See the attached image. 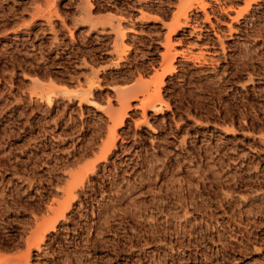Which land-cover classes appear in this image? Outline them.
Here are the masks:
<instances>
[{"label":"rangeland","instance_id":"rangeland-1","mask_svg":"<svg viewBox=\"0 0 264 264\" xmlns=\"http://www.w3.org/2000/svg\"><path fill=\"white\" fill-rule=\"evenodd\" d=\"M187 1L0 0L3 264H264V0H206L204 11L194 2L190 25L171 39L174 70L163 73L172 57H162L166 28L140 17L171 23ZM88 10L128 17L121 24L135 31L120 58L112 33L58 58L50 27L70 45L66 27L81 40ZM35 65L39 75L22 69ZM160 81L161 108L141 109ZM117 89L126 91L124 110ZM109 108L126 115L98 161ZM92 162L63 216L54 213L69 174ZM45 217L57 221L39 228V249L28 251Z\"/></svg>","mask_w":264,"mask_h":264},{"label":"bare ground","instance_id":"bare-ground-1","mask_svg":"<svg viewBox=\"0 0 264 264\" xmlns=\"http://www.w3.org/2000/svg\"><path fill=\"white\" fill-rule=\"evenodd\" d=\"M187 2H189V4H187V6L185 5L182 9H181V12L180 13H178L177 14V16L175 17V19L174 20H172V22L171 23H167V24H165V22L163 21V16H159V15H155V16H148V15H142L140 18H144V19H147V20H151L152 22H159V23H161V25L162 26H164L165 28H166V32L164 33V40H163V42H162V45L164 46V49H165V51H164V53H162V57L163 58H167L168 56H172V57H170V59H169V62L167 63V65L164 67V68H162L161 70H163V73H165V72H171L172 73V71L174 70V66L172 65V60L174 59V57H175V54H178V52L176 53H173V54H171V49H173L174 47H173V43H172V37H173V34H175L176 32H177V30H179V29H181V28H183V27H186V26H189L190 25V19L188 18L189 17V15H187V9H188V7L189 6H191L194 2H196L197 4L196 5H198V7L202 10V11H204L205 10V8H206V6L207 5H209V3H207V1L206 0H188ZM195 4V3H194ZM89 8H90V6H88ZM192 7V6H191ZM86 11V10H85ZM91 12H90V10H88L85 14L86 15H84V17H82V18H80L79 19V21L78 22H80V23H85V24H88L87 26H88V29L85 31V33L84 34H82L83 36H82V39L81 40H75V37H74V33H73V31L70 29V27L68 28V27H66V30H67V32L69 33L68 34V36L70 37V41H71V44L70 45H68V43H62L61 41H59V40H57V33H56V30H55V27L53 28L52 26L50 27V29H51V31L53 32V34H54V42L53 43H55L53 46H51L53 49L55 48V52L57 53V55H58V58H61V55L62 54H65V53H71L70 54V56L72 57V56H76L75 54H77V52L79 51V52H81L80 50H78L79 48H81L82 46H87V45H93V44H95V43H97V44H101V45H103L105 42H103L106 38H110V35H111V33L113 34V36H112V39H111V42H112V45H113V51L116 53V55L117 56H115V57H117V58H120L121 56H120V54H119V52H122V51H125L124 50V48H125V43H123V41H124V39H125V37L127 36V31H129V32H134L135 31V28L133 27V26H129V27H123L122 26V24H121V21L122 20H124L125 18H127L128 19V17L126 16H124V15H119V16H111V17H107V18H100V17H91L90 15L92 14H90ZM129 16V15H128ZM132 16V15H131ZM130 16V17H131ZM129 17V18H130ZM60 18V17H59ZM77 19V18H76ZM144 19H143V21H144ZM46 21V20H45ZM48 23H49V21H48ZM62 23H63V21H62ZM47 24V23H46ZM63 25H64V23H63ZM130 25V24H129ZM65 26V25H64ZM155 26V25H154ZM65 28V27H64ZM99 28V29H98ZM127 28V29H126ZM61 29V28H60ZM42 30V29H41ZM59 30V29H58ZM96 31L97 30V35H95L94 36V38H93V36L90 34L92 31ZM50 31V32H51ZM81 32V31H80ZM157 35V34H156ZM92 36V37H91ZM52 38H53V36H52ZM56 40V41H55ZM107 40V39H106ZM110 40V39H109ZM52 41V40H51ZM108 41V40H107ZM178 41V40H177ZM107 43V42H106ZM52 44V43H51ZM62 44L64 45L63 47H67V49H69L70 47H71V49H73V51H71L70 50V52L69 51H65V52H62L63 51V49H66V48H63L62 47ZM77 46H76V45ZM75 45V46H74ZM100 45V46H101ZM99 46V47H100ZM37 47V46H36ZM63 48V49H61L60 51L61 52H58V49L59 48ZM40 49V51H42L41 50V46L39 47ZM52 48H50V49H52ZM91 48H93V46L91 47ZM49 49V50H50ZM92 50V49H91ZM90 50V51H91ZM93 51V50H92ZM112 51V53H114ZM87 52H89V51H87ZM111 52V51H110ZM93 53V52H92ZM180 53V52H179ZM181 54V53H180ZM12 55V54H11ZM26 55V54H25ZM57 55H56V58H57ZM183 56H184V54H182ZM63 56V55H62ZM189 56V55H188ZM191 56V55H190ZM66 57H68V56H66ZM192 57V56H191ZM24 58V57H23ZM190 58V57H189ZM196 58H198V57H196ZM195 58V59H196ZM12 59V58H11ZM17 59V58H16ZM187 59H188V57H187ZM8 60V59H7ZM50 60V59H49ZM112 61V60H111ZM21 62V61H20ZM23 62V61H22ZM81 62V61H80ZM18 63V62H17ZM51 63V62H50ZM81 63H84V65H87L88 63L87 62H85L84 60L81 62ZM89 63H93V59H91L90 60V62ZM113 64H115L116 66L119 64V62H117V61H115V62H112ZM118 63V64H117ZM194 63V62H193ZM35 64V63H34ZM52 64V63H51ZM25 65V64H24ZM41 65H43V64H41ZM45 65V64H44ZM50 65V64H49ZM83 65V64H82ZM91 65V64H90ZM27 66V65H26ZM26 66H22L23 68V70H26V71H32L33 73L35 72V73H37V70H39V68H40V65L39 66H37V65H35V66H33V68H32V66L31 67H29V68H27ZM30 66V65H29ZM47 66V65H46ZM48 68H50L49 66H48ZM93 68V67H92ZM94 69V68H93ZM42 70H43V68H42ZM97 70V69H96ZM45 71V70H44ZM95 71V70H94ZM94 71H93V73H94ZM98 71V70H97ZM31 72V73H32ZM39 72V71H38ZM41 73L40 74H42V75H44L43 73H42V71H40ZM45 72H47L48 74H54V73H56L55 71H50V70H46ZM44 72V73H45ZM58 72V71H57ZM34 73V74H35ZM26 74H27V72H26ZM29 74H30V72H29ZM38 74V73H37ZM46 74V73H45ZM95 74V73H94ZM33 75V74H32ZM39 75V74H38ZM37 75V76H38ZM44 76H46V75H44ZM48 77V76H47ZM50 77V76H49ZM55 77H57L56 75H55ZM52 78V77H51ZM98 78V77H97ZM37 80V79H36ZM52 80H54L53 78H52ZM34 81H35V78H34ZM32 82L33 83V86H34V88L36 89V88H38L40 85V83H38V82ZM55 81V80H54ZM90 85H92V83H94L93 82V80L92 79H90ZM161 83V81L158 83V85H157V88H156V90L155 91H153L151 94H147V96H145L142 100H141V106H140V104H139V106L140 107H143V108H141V109H144L145 110V108H146V106H149L150 107V109H153L154 111L155 110H159L160 108H161V104H159V103H157V100H160L159 99V94H158V90H159V84ZM96 87H99V84L97 83L96 85H95ZM87 88H89V87H87ZM92 90V89H91ZM125 89H117V95H116V98H117V96H118V101H119V104H118V108H119V106H120V108H126V107H128L129 106V101H128V97H124L126 94L124 93V92H126V91H124ZM90 92V91H89ZM146 92V91H145ZM44 93V92H43ZM42 93V94H43ZM53 93V92H52ZM32 94H35V96L36 95H38V98L39 99H41V100H44L45 102H47L48 104H50L51 103V97H50V95H48V94H46V95H42V94H38L37 93V91L36 90H33L32 91ZM125 94V95H124ZM93 95V94H92ZM55 97V96H54ZM76 97V96H75ZM127 98V99H125L124 100V98ZM64 98V97H63ZM92 99H90L89 100V103L90 104H92V105H94V104H96V102H95V100H93V97H91ZM130 98H132V97H130ZM71 100H73V99H71ZM80 101L82 100V99H79ZM70 101V100H69ZM88 103V104H89ZM118 108H116L115 110H112V109H110L109 108V111L107 112V115H108V117H109V119H110V121H112V123H113V125H112V128H111V130L109 131V133H108V135H107V137H106V139L102 142V147L100 148V150H101V154H100V156L97 158V160L99 161V160H106V158L108 157V154H110L111 153V151H113V148H114V146H115V140H116V138H117V133H116V128L119 126V125H121V124H123V122H124V116L126 115V113H125V111L124 112H118L117 110H119ZM124 110V109H123ZM120 111V110H119ZM143 111V110H142ZM104 112H105V110H104ZM119 114H118V113ZM138 122V121H137ZM109 130V129H108ZM96 160V161H97ZM96 166H97V163L96 162H92L90 165H88V167L87 168H85V170L83 171V172H72L71 174H69V181L66 183L67 184V186L66 187H64L63 188V191L62 192H64V194H65V200H63V201H59L58 202V206H57V208H55L56 206H54V209H53V211H54V213H56L57 211H59V212H57V213H59V215H62L63 216V213H64V211H62L63 210V208L65 207V206H67V205H69V202H70V200L73 198V196H74V189H75V187H77V186H79V185H81V184H83L82 182H83V178L86 176V174L89 172H93L94 170H95V168H96ZM64 196V195H63ZM55 201V200H54ZM56 202V201H55ZM62 205H64L63 207H62ZM62 207V208H61ZM50 208H52L51 206H50ZM50 211H52V210H50ZM62 212V213H61ZM47 217V216H46ZM45 217V218H46ZM52 217H53V215H52ZM57 217V216H56ZM55 217V218H56ZM44 218V219H45ZM49 218V217H48ZM59 218V217H58ZM43 219V220H44ZM47 219V218H46ZM47 220H49V219H47ZM42 221V220H41ZM45 221V220H44ZM50 221V223L47 221L46 223H47V225H46V227H45V225L44 226H41L40 227V223L39 224H37L36 225V229L34 230V233H33V237H31L27 242H29V244H28V247H27V250L29 251V249L30 248H32L31 247V245L32 246H35L36 245V247H37V249H39V241L42 239V237L41 236H39L38 237V235H39V232H41V231H39V228H42V229H44L43 231H46L45 229H48V228H51V227H53V225H54V223L57 221V219L56 220H54V221H52L51 222V219L49 220ZM39 222V221H38ZM37 222V223H38ZM46 223H44V224H46ZM49 223V224H48ZM41 225H43V224H41ZM35 235H37V237L35 238ZM27 246V245H26ZM25 257V260H26V256H27V254L25 255V254H23ZM4 260L5 259H3V260H1L0 261V264H3L4 263ZM3 261V262H2ZM6 262H10L8 259L7 260H5ZM24 261V260H23ZM5 262V263H6ZM18 262V261H17ZM24 262H26V261H24ZM12 263V262H11ZM11 263H8V264H11ZM7 264V263H6ZM12 264H15V263H12Z\"/></svg>","mask_w":264,"mask_h":264}]
</instances>
